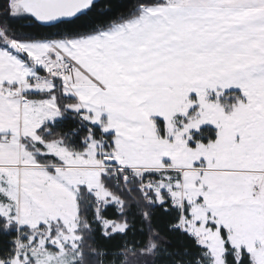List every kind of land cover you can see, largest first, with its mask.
Returning <instances> with one entry per match:
<instances>
[{"label":"snow or ice","instance_id":"snow-or-ice-1","mask_svg":"<svg viewBox=\"0 0 264 264\" xmlns=\"http://www.w3.org/2000/svg\"><path fill=\"white\" fill-rule=\"evenodd\" d=\"M0 264H264V0H0Z\"/></svg>","mask_w":264,"mask_h":264}]
</instances>
